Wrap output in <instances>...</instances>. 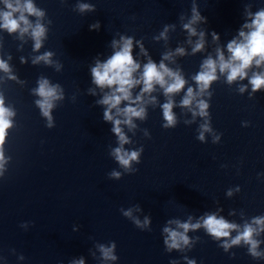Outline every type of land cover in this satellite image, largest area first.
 <instances>
[{
	"label": "water",
	"instance_id": "obj_1",
	"mask_svg": "<svg viewBox=\"0 0 264 264\" xmlns=\"http://www.w3.org/2000/svg\"><path fill=\"white\" fill-rule=\"evenodd\" d=\"M32 3L44 13H25L33 25L39 21L46 30L38 50L31 29L21 34L0 27V59L11 69H0V95L13 113L0 161V264H75L81 259L84 264H264V225L254 223V218L264 217V86L253 92L249 83L254 73L264 72V63H253L244 79L232 83L227 82V72L217 69L218 79L197 97L209 103L208 117L180 107L189 86L198 91L192 78L203 60L209 55L215 59L217 48L227 59L228 42L251 22L249 12L264 9V0ZM80 3L94 5V10L80 12ZM193 6L206 22L194 24L197 35L190 36L183 24L190 20ZM0 11H8L3 0ZM97 21L99 29L91 28ZM165 25L170 26L166 39L160 36ZM201 31L204 47L193 53ZM213 32L219 39H213ZM121 35L133 38V56L141 67L147 57L136 41L157 65L165 53H172L165 65L186 80L184 89L171 97L174 127H163L161 105L169 97L158 85L143 97L145 118H133L136 127L131 130L121 125L130 141L124 149H142L139 162L132 161L128 169L111 155L120 145L112 123L103 119L106 106L97 103L108 89L102 91L91 75L96 60L110 57L112 40ZM177 48H183L184 55L176 54ZM45 52L52 53V63L34 64ZM41 77L59 84L63 93L51 110V128L35 103L41 99L33 91ZM141 87L133 89L134 96ZM205 122L212 130L200 140ZM114 171L119 178L111 175ZM129 209L131 217L124 215ZM213 213L239 227L219 239L203 226L190 228L188 245L166 248L165 227L183 231L175 221L202 225ZM245 224L257 229L253 238L260 242L259 257H253L243 241L227 251L222 247ZM113 244L117 259H105L100 246Z\"/></svg>",
	"mask_w": 264,
	"mask_h": 264
},
{
	"label": "clouds",
	"instance_id": "obj_2",
	"mask_svg": "<svg viewBox=\"0 0 264 264\" xmlns=\"http://www.w3.org/2000/svg\"><path fill=\"white\" fill-rule=\"evenodd\" d=\"M5 7L8 11H0V27L6 29L9 33L20 31L21 34L28 32L31 29V36L35 41L34 50H38L41 47L42 37L45 35L44 26L37 21L33 25L28 16L34 15L36 17H42L43 12L34 6L32 0H15V4L11 0H3ZM80 12L94 10V5L80 3L77 5ZM19 13V16H14V13ZM248 16L252 17L251 22H245L239 31V37L233 38L227 44V50L231 54L225 59L224 52L220 49H216V58L214 59L209 55L203 60L201 64V71H199L192 79L196 82L198 91H194L192 87H188L183 98L180 100V107H188L193 115L199 114L201 117L209 116V103L203 99H197L198 96H202L205 91L210 87L211 83L218 79L217 69L221 74L227 72V82L232 83L239 79H244L247 76L246 69L255 63L256 66H260L264 63V9H261L254 14L248 13ZM206 18L202 17L200 12L195 6L192 8V16L190 20L183 24V28L186 29L190 36L197 35L196 29L193 27L198 21ZM23 24V27L21 26ZM99 22L91 25V28L99 29ZM169 25H165V30L160 33L161 37L167 38L166 33ZM248 29L249 31H244ZM213 39H219V35L215 32L212 33ZM199 39L196 41L193 47V53L201 51L204 47V32L199 33ZM191 42V41H190ZM140 45L141 52L147 57V62L141 67V63L137 62L133 56V38L131 36L121 35L119 40H112V48L114 52L105 61L101 62L96 60L95 66L91 67L92 80L104 94L98 104L105 105L103 119L112 123L111 131L117 136L119 147L112 149L111 155L115 158L119 164L125 169L130 168L132 161L139 162V156L141 150L128 151L124 149V145L129 143V138L123 131L121 125H127L131 130L136 127L133 123V118L144 119L145 107L143 106L146 101L143 97L145 94H151L155 87L158 85L163 89V93L169 99L161 105L163 119L166 123L164 128L174 127L177 123L176 115L173 111L175 101L171 98L174 94L181 92L184 89L186 80L178 71H173L165 65L164 60L171 58L172 53H165L163 58L157 65L153 59L148 56L147 50L144 49L140 41H136ZM176 54L184 55L183 48H177ZM51 52H45L44 54L35 57L33 63H39L44 61L45 64H51L50 57ZM0 69L7 73H11V69L6 61L0 59ZM9 78H14L10 75ZM249 83L252 85V90L255 92L264 86V72L254 73L250 78ZM38 87L33 91L41 97L36 100V105L39 107L41 114L47 117L49 123L48 127H52V115L51 110L54 108V102L63 98L62 90L59 84H50L49 80L41 77L38 80ZM142 85L139 93L133 95V89L136 86ZM246 87V86H245ZM244 87H241L240 91L243 92ZM152 102H155L156 97H150ZM122 102H126L122 107ZM193 102L196 107L192 108ZM113 110H115L113 112ZM13 113L6 107H4L3 96L0 95V161L4 159L2 145L4 144L6 130L11 127L12 121L8 119ZM201 131L199 139H204V133L210 132L212 129L208 122L200 125ZM222 135V134H221ZM219 140V136L216 137ZM2 167V165H0ZM112 176L119 178V172H112ZM231 195V192L228 193ZM125 216L131 217L132 210L129 209L124 212ZM134 223L142 227L139 219H134ZM149 223L148 218L145 217L144 224ZM178 229L183 231L174 230L165 227L163 231L167 233L164 237V244L170 251L172 249H182L183 246L189 244V238L186 235L188 230L197 229L203 226L207 233L212 237L219 239L222 237H229L230 231L237 229L239 226L235 223H229L223 216L217 218L216 214L206 215L202 219V225L198 221L195 224L187 222L181 223L175 221ZM254 223L257 225H264V217L254 218ZM257 233V229L253 228L249 224L244 225V230L239 232L231 241L225 240L222 247L227 251L232 245H238L241 241L249 245L248 251L253 257H259L262 254L257 251L259 241L253 238V234ZM258 234V233H257ZM112 247L100 246L101 253L105 259L115 260L117 257L113 254ZM187 259V257H185ZM75 264H84L83 259ZM174 264V262H170ZM188 264H196L195 260H190Z\"/></svg>",
	"mask_w": 264,
	"mask_h": 264
}]
</instances>
